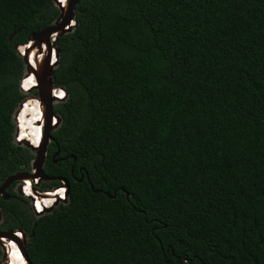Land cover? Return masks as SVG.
Here are the masks:
<instances>
[{"label":"trees","instance_id":"16d2710c","mask_svg":"<svg viewBox=\"0 0 264 264\" xmlns=\"http://www.w3.org/2000/svg\"><path fill=\"white\" fill-rule=\"evenodd\" d=\"M57 15L52 0H0V183L34 158L14 141V46ZM74 17L44 162L67 200L35 216L13 183L0 230L33 232L32 264H264V0H79ZM34 101L21 133L38 144Z\"/></svg>","mask_w":264,"mask_h":264},{"label":"water","instance_id":"95a60500","mask_svg":"<svg viewBox=\"0 0 264 264\" xmlns=\"http://www.w3.org/2000/svg\"><path fill=\"white\" fill-rule=\"evenodd\" d=\"M54 5L58 8V15L53 20V22L35 32H32L27 36V41L23 44L15 45L14 48L22 59L24 65V74L27 75L32 73L36 79L37 84L32 86V88L28 90H24L22 85H20V89L25 92H31L33 90L37 91V98L40 100L43 106V132L41 141L37 145H32L27 140H22L17 144H22L32 150L34 152V158L31 161L32 171H18L15 172L8 177H6L0 183V196L7 198L9 193L7 192V188L14 182L20 179H27L37 177L38 182L40 181H52V180H62L67 187V194L70 190V185L68 181L60 176H50L44 172V162L46 159V151L48 143L53 140V136L51 135V131L57 127L60 122V117L56 115L53 111L54 102L62 101L64 98H59L54 95L53 90L61 89L65 92L64 88L60 86H56L53 82V69L58 64L59 57V48L56 45L58 38L66 33L71 31L76 26L75 20V5L79 0H67V3L62 5L59 0H52ZM19 30V29H18ZM16 33L13 31L9 37H11ZM35 49V50H34ZM34 50L37 55H41L42 58L37 60V68H34L30 62V53ZM55 55V59L52 60V56ZM66 95V93H65ZM24 100L21 101L18 107L15 109L13 113V120L19 114L22 109ZM41 124V123H40ZM18 129L15 128V135L17 134ZM98 191V190H95ZM17 193L21 195L20 187L17 189ZM128 195V193H126ZM56 205V203H55ZM54 206H51L44 210V212H48L52 210ZM42 213L36 214L41 215ZM1 215V214H0ZM31 233H26L20 228L17 229H9V230H0V247L2 249V257L0 260V264H6L7 261V252L5 251L6 243L2 239H12L20 248L24 258L27 261V264H32L28 255L26 253L27 240L32 235Z\"/></svg>","mask_w":264,"mask_h":264},{"label":"built area","instance_id":"2783aa9c","mask_svg":"<svg viewBox=\"0 0 264 264\" xmlns=\"http://www.w3.org/2000/svg\"><path fill=\"white\" fill-rule=\"evenodd\" d=\"M23 79H21V85L23 82ZM58 90V89H57ZM53 90V93L57 95ZM61 98V97H59ZM17 127L20 131L22 124V121L20 120V117L17 116ZM22 126V125H21ZM23 127V126H22ZM14 139L16 142L22 141V139L19 137V133L14 136ZM33 169L30 166L29 172H31ZM40 182H38L37 177L33 178H27V179H20L19 185H20V191L21 195L24 196L29 201V209L31 212L36 215L39 213H44V210L51 206H56V204H60L61 202L67 200L68 194H67V187L66 184L59 180V182L50 187V188H40L39 187ZM5 246V251H6Z\"/></svg>","mask_w":264,"mask_h":264},{"label":"bare ground","instance_id":"6f19581e","mask_svg":"<svg viewBox=\"0 0 264 264\" xmlns=\"http://www.w3.org/2000/svg\"><path fill=\"white\" fill-rule=\"evenodd\" d=\"M34 50L30 53V62L32 64V66H34V68H37V60H39L42 57H41V55H37V58H36V53L34 52ZM54 59H55V55L52 56V60H54ZM23 78L24 79H23V82H22V87L25 88L26 90L32 88V86H35L37 84L36 79H35V77L33 76L32 73L27 74V75H24ZM30 80H32V82ZM54 92L57 94V95L54 94L57 97H62L63 96V95H60V93H63L64 94V91L61 90V89L60 90H55ZM32 100H35L33 103L36 104V106L38 105L40 107V112H39L40 119L37 120L36 122L43 129V126H42L43 106H42L40 100H38L37 98H34L33 97ZM24 101L26 102L28 100H24ZM25 102H24L23 105H25ZM31 113H32V111H31ZM16 118L17 117H15V120H16ZM20 127H21V125H20ZM18 133H19V137L22 140H27L28 142H30V144L37 145V144H34L33 143V140L32 139H28L29 137H28L27 134H26V136L23 137V134L21 133V129H20V131L18 130ZM2 240L6 243L5 246L7 247L6 248V252H7V256H6L7 257V261H6V264H27V261L24 258V256H23L20 248L18 247V245L12 239H2Z\"/></svg>","mask_w":264,"mask_h":264},{"label":"flooded vegetation","instance_id":"af4514ba","mask_svg":"<svg viewBox=\"0 0 264 264\" xmlns=\"http://www.w3.org/2000/svg\"><path fill=\"white\" fill-rule=\"evenodd\" d=\"M37 96V91L36 90H33L32 92H30L29 94H27V96ZM52 132V131H51ZM50 132V133H51ZM52 135V134H51ZM54 141V139L53 140H51L49 143H48V146H47V151H46V156H47V152H48V149H49V146H50V144H51V142H53ZM58 152H59V150L57 149L54 153H52V159H53V161L55 162V161H57V159H61L62 157H58V158H55V155H57L58 154ZM66 156H64L63 158H65ZM46 160V159H45ZM31 166V165H30ZM29 171V170H28ZM59 182V181H58ZM40 183H41V181H40ZM13 184V183H12ZM11 184V185H12ZM10 185V186H11ZM56 185V184H55ZM9 186V187H10ZM9 187L7 188V192H8V189H9ZM18 187H20V185H19V181H16V182H14V186H13V191L16 193V194H18L17 193V189H18ZM39 187L40 188H42L41 187V184H39ZM43 189V188H42ZM45 189V188H44ZM9 193V192H8ZM19 196H22V195H20V194H18ZM23 197V196H22ZM4 198V197H3ZM7 198H10V193H9V196L7 197ZM26 199V198H25ZM27 200V199H26ZM27 203H28V207H29V201L27 200ZM57 205H59V204H56V206Z\"/></svg>","mask_w":264,"mask_h":264},{"label":"clouds","instance_id":"9594fccd","mask_svg":"<svg viewBox=\"0 0 264 264\" xmlns=\"http://www.w3.org/2000/svg\"><path fill=\"white\" fill-rule=\"evenodd\" d=\"M23 74H24V73H23ZM23 76H24V75H23ZM23 76H22V77H23ZM21 79H22V78H21ZM20 83H21V80H20ZM20 85H21V84H20ZM20 90H21V89H20ZM58 90H59V89H58ZM21 91H22V90H21ZM23 92L26 94L25 97L23 98V100H29V98H30V99H33V97H34V98L36 97V96H30V95L27 96V94H29L30 92H25V91H23ZM31 92H32V91H31ZM64 97H65V92H64V94H63V97H61V98H64ZM23 100H22V101H23ZM24 102H25V101H24ZM23 104H24V103H23ZM22 111H23V110H21V111L19 112L20 114H18L17 116L20 117ZM27 112H29V110H28ZM17 116H16V117H17ZM25 116L28 118V117H29V114H25ZM20 120H21V119H20ZM13 122H14V124H15V128H18V127H17V124H16V123H17V120H13ZM33 122H36V121H33ZM14 136H15V131H14ZM14 141H15V139H14ZM15 142H16V141H15ZM20 142H21V141H20ZM16 143H18V142H16ZM18 181H19V180H18ZM58 181H59V180H58ZM23 197H24V196H23ZM24 198H25V197H24ZM54 207H55V206H54ZM35 216H37V215H35ZM2 252H3V251H2ZM1 257H2V256H1ZM0 260H1V259H0Z\"/></svg>","mask_w":264,"mask_h":264},{"label":"rangeland","instance_id":"374dc122","mask_svg":"<svg viewBox=\"0 0 264 264\" xmlns=\"http://www.w3.org/2000/svg\"><path fill=\"white\" fill-rule=\"evenodd\" d=\"M32 96V95H31ZM54 103H56V102H54ZM58 126V125H57ZM54 128H56V127H54Z\"/></svg>","mask_w":264,"mask_h":264},{"label":"snow or ice","instance_id":"6c2138e0","mask_svg":"<svg viewBox=\"0 0 264 264\" xmlns=\"http://www.w3.org/2000/svg\"><path fill=\"white\" fill-rule=\"evenodd\" d=\"M60 95H63V93H60Z\"/></svg>","mask_w":264,"mask_h":264}]
</instances>
